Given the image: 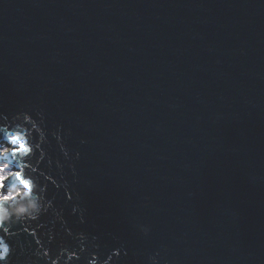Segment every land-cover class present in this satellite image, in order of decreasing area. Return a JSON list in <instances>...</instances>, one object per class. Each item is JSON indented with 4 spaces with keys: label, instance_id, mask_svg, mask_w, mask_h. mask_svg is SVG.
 <instances>
[{
    "label": "water",
    "instance_id": "obj_1",
    "mask_svg": "<svg viewBox=\"0 0 264 264\" xmlns=\"http://www.w3.org/2000/svg\"><path fill=\"white\" fill-rule=\"evenodd\" d=\"M20 110L61 129L72 199L48 195L101 253L264 264V0H0V112Z\"/></svg>",
    "mask_w": 264,
    "mask_h": 264
},
{
    "label": "clouds",
    "instance_id": "obj_2",
    "mask_svg": "<svg viewBox=\"0 0 264 264\" xmlns=\"http://www.w3.org/2000/svg\"><path fill=\"white\" fill-rule=\"evenodd\" d=\"M49 134L64 159L70 160L61 129L49 133L43 111L35 115L26 110L10 115L0 112V264H120V258L128 255L123 243L101 253L99 238L67 228L63 209L55 207V197L49 198L51 184L63 188L67 199H72L68 182H60L64 164L54 161L45 148ZM53 164L60 180L53 175ZM72 213H79L80 222H84V209L79 204L73 205ZM45 215L51 216L47 226L35 223ZM57 222L74 243L64 239L57 243ZM139 231L147 236L150 228L140 225ZM147 264H161L160 253L149 254Z\"/></svg>",
    "mask_w": 264,
    "mask_h": 264
}]
</instances>
